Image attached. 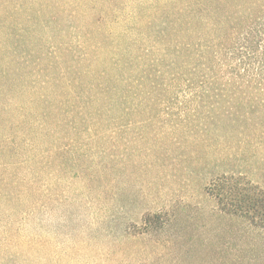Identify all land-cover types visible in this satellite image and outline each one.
Masks as SVG:
<instances>
[{
    "label": "trees",
    "instance_id": "obj_1",
    "mask_svg": "<svg viewBox=\"0 0 264 264\" xmlns=\"http://www.w3.org/2000/svg\"><path fill=\"white\" fill-rule=\"evenodd\" d=\"M123 1L129 11L116 21L120 0H74L79 26L73 42L62 43L59 58L61 86L69 93L56 125L58 136L53 139L55 126L50 125L51 146L42 152L33 147L46 141L40 127L34 134L28 132L34 150L19 168V176L18 168L13 172L7 192L0 188V264H92L97 248L113 257L126 256L119 244L165 236L189 204L184 200L189 194H175L182 190L177 182L181 177L173 173L177 168L168 162L181 156L175 144L184 145L186 137L197 141L199 134L210 135L213 121L218 123L221 115L227 122L233 120L236 93L253 89L264 97V0ZM93 27L97 36L85 29ZM71 68L76 69L74 78ZM161 111L174 124L164 136L155 129ZM124 113H131L132 120L124 123ZM65 128L71 130L69 135ZM224 132L226 138L229 132ZM170 135L174 141L168 143ZM134 169L142 173H133ZM153 171L161 175L153 176ZM44 172L53 173L52 178L56 174L54 183ZM183 174V179L193 181ZM125 176L124 186H119ZM145 177L143 188L137 179ZM152 177L156 178L150 181ZM209 177L194 182L204 181L195 190L205 198L206 210L212 208L210 202L223 216L264 229V191L259 186L225 172ZM134 190L144 198L142 207L129 215L125 196ZM80 212L97 213L82 224L94 230L93 238L79 243L70 237V246L57 251L53 233L58 228L84 236V230L79 232L81 222L72 219ZM47 226L51 235L43 234ZM105 240L112 246H103ZM165 242L157 243L148 257H138L135 250L127 256L134 258L119 259L117 264H171L172 247ZM78 246L85 254L79 261ZM26 248L29 256L23 255L20 262L19 252ZM152 253L156 258L150 262Z\"/></svg>",
    "mask_w": 264,
    "mask_h": 264
},
{
    "label": "rangeland",
    "instance_id": "obj_2",
    "mask_svg": "<svg viewBox=\"0 0 264 264\" xmlns=\"http://www.w3.org/2000/svg\"><path fill=\"white\" fill-rule=\"evenodd\" d=\"M124 4L123 0L118 2L116 17L114 16L113 20L117 21L127 14L129 9ZM74 8V0H0V188L6 192L14 179L13 172L19 170L18 176L22 172L19 168L28 158L31 148H38L42 152L50 149L51 139L48 137L50 127L55 126L51 132L55 136L53 139L58 136L59 127L57 128L56 125L60 124L59 119L63 112L61 106L62 103L67 102L69 93L61 86L59 58L62 54V43L71 44L75 38L74 28L79 26L78 21L74 19ZM113 27L116 29L118 25L113 24ZM85 29L97 36L95 27ZM92 58H95V55H92ZM75 75L76 69L71 68L70 77L74 78ZM88 77L83 75V78L89 79ZM256 93L258 92L253 89L236 93L233 102L236 107L233 120L227 122L222 115L219 116L221 120L218 123L212 120L211 127L214 131H211L210 135L199 134L197 141L186 137L184 145L175 144L181 155L178 160L186 167L182 169L180 162L174 158L168 160L170 166L177 168L173 169L174 175L176 174L179 179L181 177V181H177L179 179L175 181L182 183V190L175 194L182 197L189 194L184 197L189 204L184 212L177 216L179 223L173 225L174 227L165 236L156 235L151 240L145 238L142 242L131 239L130 244L125 246L119 244L117 248L123 249L126 256L113 257L109 253L105 254L103 247L97 248L92 252V264H103L112 260H114L113 264H117L119 259L134 258L127 256H131L130 252L135 250L138 251V257H148L152 251H155L157 243L165 244L166 239L172 247V250H169L171 264H264V229H257L240 220L227 218L210 202L208 204L212 208L206 210L203 203L205 198L199 196L200 190H195L199 189L204 181H199V184L194 183L205 175L211 177L225 172V174L240 175L264 191V97ZM124 115V123L133 118L131 113ZM66 116L70 117L69 114ZM157 116L158 129H155L161 136L169 134L174 126L173 120L163 111ZM224 126L226 129L223 128ZM39 127V132L45 136L46 141H40L39 146L33 144L34 146L30 148L28 132L34 134ZM66 130L69 135L71 130ZM225 130L229 132L226 138ZM221 135L223 137L219 140ZM172 137V135L168 137V143L174 141ZM30 138L31 143L34 142L31 136ZM139 156L140 154L138 158ZM58 160H62V157ZM140 160V164L145 165V158L142 160L141 157ZM41 161L45 165L46 159ZM204 166L208 170H205ZM134 172L142 173L137 169H134ZM181 172L187 173L188 178L191 176L193 181L183 179L186 175ZM43 174L46 180L53 177V173ZM151 174L161 175L155 171ZM55 177L56 174L51 182L54 183ZM146 177L143 180L137 179L141 181L140 185L143 188L148 182ZM125 178L127 177H120L119 186H124L121 184ZM154 178L156 177H152L150 181L155 180ZM6 184L8 186H5ZM135 193L137 195H134ZM109 194L111 195V190ZM107 197L109 198V195ZM125 197H128L129 215L142 207L140 204L143 202L144 194L141 191L134 190L132 196ZM95 216L97 213L93 212H80L72 216V219L81 222V225H78L79 228L81 227L79 232L84 230V236L76 231L58 228L53 233L57 239V244H54L57 246V251L60 252L70 246V237H75L74 241L77 242L92 239L94 230L82 224H87ZM125 217L127 219V216ZM111 228L114 229L115 225ZM127 231L129 235L130 232ZM27 233V231L22 232L25 235ZM43 234L51 235V227H45ZM205 240L212 243L204 242ZM111 243L110 240H105L103 246H112ZM117 248L114 250H118ZM76 250L80 256L76 257V260L79 261L85 256L84 252H81L84 249L78 246ZM19 253L20 262L25 258H22L23 255L29 256L27 248L26 251ZM151 256L150 262L156 258L153 253ZM33 259L34 257L28 258L31 262H34ZM55 260L57 261L56 257Z\"/></svg>",
    "mask_w": 264,
    "mask_h": 264
}]
</instances>
